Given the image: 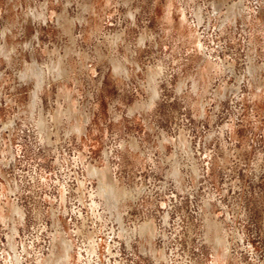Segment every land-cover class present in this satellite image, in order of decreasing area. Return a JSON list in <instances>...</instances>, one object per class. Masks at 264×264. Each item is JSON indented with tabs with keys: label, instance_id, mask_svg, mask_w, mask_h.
Segmentation results:
<instances>
[{
	"label": "clouds",
	"instance_id": "9594fccd",
	"mask_svg": "<svg viewBox=\"0 0 264 264\" xmlns=\"http://www.w3.org/2000/svg\"><path fill=\"white\" fill-rule=\"evenodd\" d=\"M120 4L99 19L151 42L150 115L113 121L59 59L31 103L0 74V264H264V0Z\"/></svg>",
	"mask_w": 264,
	"mask_h": 264
},
{
	"label": "rangeland",
	"instance_id": "374dc122",
	"mask_svg": "<svg viewBox=\"0 0 264 264\" xmlns=\"http://www.w3.org/2000/svg\"><path fill=\"white\" fill-rule=\"evenodd\" d=\"M101 5L102 0H56V3L51 0H0V74L11 79L13 83L9 87L26 91L31 103L34 96H40L47 86L41 62L47 58L55 63L59 59L60 78H65L67 68L72 64L75 77L84 82L86 99L105 94L107 101L102 100V107L106 108L108 104V115L113 121L121 115L126 120L150 115L147 96L144 107L129 101H138V88L152 87V73L148 71L150 64L154 63L148 55L151 42L145 37L141 43L139 28L131 27L127 17L123 18L119 28L109 29L106 23L112 21L102 23L99 19ZM42 6H45V18L49 10L56 11L54 23L45 24L39 18ZM137 6L144 7L143 0H121L120 10L126 12ZM148 15L149 8L145 7L137 17V24L141 25L142 19ZM42 49L53 55L43 56ZM54 53H59V57ZM77 55L81 60L73 64ZM88 63L93 64L89 65L93 75L96 74L94 66L102 69L99 76L91 77ZM38 78L40 89L36 87ZM129 109L130 116L126 115ZM83 147L93 151L98 147V141L90 140ZM117 167L114 165V177ZM39 170L45 172L43 166H39ZM47 175H51L50 170ZM104 246L107 248L106 244Z\"/></svg>",
	"mask_w": 264,
	"mask_h": 264
}]
</instances>
